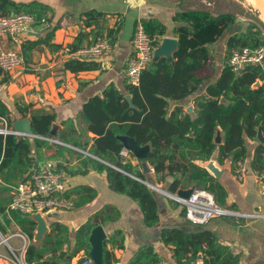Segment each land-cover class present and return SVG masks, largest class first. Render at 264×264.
Here are the masks:
<instances>
[{"label":"trees","instance_id":"trees-1","mask_svg":"<svg viewBox=\"0 0 264 264\" xmlns=\"http://www.w3.org/2000/svg\"><path fill=\"white\" fill-rule=\"evenodd\" d=\"M52 12L50 7L37 0H0V16L28 13L37 19L47 18L50 22ZM102 15L97 10L83 13L84 26L90 31L80 32L69 45V52L79 49L89 34L113 44L122 18L114 28L103 30L96 21ZM172 20L176 24L173 33L178 42L172 58L161 57L151 62L141 72L137 86L125 79L123 91L109 84L100 96L88 99L79 112L85 123L84 129L76 126L72 119H67L61 122L62 128L55 131V112L35 110L30 105H15L16 120L28 116L33 136L0 135V233L6 235L10 224H14L25 235V264H70V260L81 251L88 256L91 252L89 239L97 228L94 220L85 222L76 230L72 243L67 227L52 223L49 232L36 247L32 243L36 224L20 212L6 210L5 205L9 202L6 196L17 183L26 180L47 160L56 162L54 171L65 169L57 161L61 159L69 163L67 156L74 154L73 150L45 139L71 145L99 159L97 161L77 153V157L84 158V166L90 163L97 173H105L111 191L136 203L147 227L158 222L157 202L153 192L141 182L146 181L144 172L120 155L124 146L119 137H128L139 146H150L145 161L151 167L156 184L164 185L170 179L166 191L171 194L194 186L214 196H217L216 192H221L219 197L222 200L224 192L214 183L204 165L214 156L218 164L227 159L233 164L243 162L247 156L245 139L259 141V136L263 138L256 148L254 161H258L259 167L264 169V61L262 65L246 66L237 74L228 65L233 50L264 47L261 30L253 22L240 25L231 13L182 10L175 12ZM141 23L149 36L161 37L165 34L164 26L155 19L141 20ZM54 30L55 27L46 29L42 39L23 41L21 56L25 63L31 61L33 51L40 45L50 46L48 41ZM221 38L224 45L222 69L219 76L206 85L205 95L193 100L194 116L176 104L170 110L171 102L182 101L195 94L203 83L209 81L208 76L198 78L196 73L210 66L214 68L215 53L211 46ZM95 66L91 61L69 59L64 69L78 73L92 70ZM4 82L0 72V85ZM10 114L6 102L0 99V117L8 118ZM217 129L222 133L221 144L214 143ZM87 133L93 134V137ZM49 150L53 154L46 157ZM67 172L74 174L69 170ZM71 195L77 197L75 207H80L91 202L96 191L78 186L65 192L66 197ZM159 237L163 245L171 248L177 263L186 260L188 254L194 258L200 252L203 264L234 262L223 257V248L216 247L206 231L187 233L178 228H163ZM108 241L112 242V238ZM105 245L103 240L101 264H112L115 259ZM122 246L121 242L119 248ZM161 259L153 246L144 245L127 264H153Z\"/></svg>","mask_w":264,"mask_h":264},{"label":"crops","instance_id":"crops-1","mask_svg":"<svg viewBox=\"0 0 264 264\" xmlns=\"http://www.w3.org/2000/svg\"><path fill=\"white\" fill-rule=\"evenodd\" d=\"M37 1L50 7L53 11L50 25L52 28L55 27V30L48 41L50 46L40 45L33 51L31 61L24 62L23 68L9 76L1 75V79H4L5 82L0 85V99L6 102L11 110L9 118L12 119V122L18 115L15 105H30L35 110L55 112L57 116L53 126L55 131L61 129V122L67 119H72L76 126L84 129L85 123L79 117L81 106L88 99L100 96L109 84H113L117 89L123 91V82L126 79L124 70L133 55L131 41L137 21L155 19L164 26L165 34L160 37L159 46L165 38L177 40L173 33L176 24L172 17L175 12L182 11L175 10L169 4L160 3L161 0L148 3L145 0ZM89 10H97L103 14L96 20L97 25L103 30L114 28L120 18H122V23L113 44H109L110 53L104 57L90 60L96 65L92 70L72 73L64 69L65 62L72 59L68 47L80 32L90 31V28H85L83 23V13ZM46 32L44 29H37L35 36L27 35L25 39H42ZM96 40L94 34H89L83 39L79 49L93 44ZM157 47L153 51V61L156 59ZM211 48L215 53L214 68L210 66L196 73L198 78L208 76L209 81L203 83L195 94L182 101L171 102L170 110L176 104L182 106L184 112L194 116L193 100L195 97L205 95L206 85L214 81L222 69L224 50L222 38ZM23 119H28V116ZM217 134L220 135L219 144H221L220 129L216 130L215 136ZM87 135L93 137L91 133H87ZM245 145L247 156L239 164H233L230 159L218 164L214 156L209 163L204 165L213 177L214 183L219 185L225 194L222 200L219 197L221 192H216L218 197L212 195L216 205L227 214L215 217L202 226L193 225L183 216L184 209L180 204L149 188L152 192L154 191L153 194L157 202L158 222L152 227H147L143 223L141 211L136 203L124 195L111 191L105 173H97L92 169L90 163L84 166V158L77 157V153L97 161L100 160L89 155L87 151H81L71 145L64 144L63 146L74 151V154L67 156L69 163L63 162L61 159L57 161L66 167L57 171L66 177V192L78 186H87L96 191V196L91 202L75 207L71 211L46 215L43 220L45 231L42 236H38L35 229L32 243L38 247L44 235L49 232V226L52 223H60L67 227L70 241L73 243L76 230L92 219L97 223L95 229H100L103 232L106 250L115 259L112 264H127L133 254L144 245L153 246L162 259H168L172 264H203L204 258L201 252L194 258L188 254L186 260L177 263L171 248L163 245L160 241V231L163 228H178L187 233L206 231L210 233L213 244L223 248V257L234 261L232 264H264V196L259 193L258 189L259 178L264 169L259 167L258 161H254L259 141L245 139ZM144 146L148 147L146 157L138 159L124 148L123 150L128 153L126 159L132 166H138L144 172L146 183L167 192L166 188L170 179L168 178L164 185L155 183L151 167L145 161L151 148L148 144L140 147ZM52 154L53 151L49 150L46 152V157ZM54 163L56 164L55 161ZM209 164L217 171V174L208 168ZM67 170L74 174H69ZM190 188L200 187L191 186L188 189ZM10 194L11 192L6 196L9 201ZM69 198L75 205L77 197L71 195ZM238 214L255 215V217H240ZM95 215L96 217L93 218ZM10 225L17 228L14 224ZM109 238H112V242L108 241ZM121 242L123 246L119 248ZM83 255L82 251L77 253L70 260V264H75L77 259ZM88 256L91 257L90 254Z\"/></svg>","mask_w":264,"mask_h":264},{"label":"built area","instance_id":"built-area-1","mask_svg":"<svg viewBox=\"0 0 264 264\" xmlns=\"http://www.w3.org/2000/svg\"><path fill=\"white\" fill-rule=\"evenodd\" d=\"M51 27L47 18L37 19L28 13H19L12 17L0 16V72L2 76H9L24 66L21 56V46L25 37L35 34L37 29H49ZM33 36V35H32ZM160 37L149 36L141 23L137 21L132 36L133 55L129 59L124 76L128 83L137 86L141 72L149 66L152 61L153 51L159 44ZM111 47L106 40L97 39L93 44L77 49L70 53L72 59L90 61L106 56ZM264 61V47L251 49L248 47L233 50L228 58V65L235 74L246 66L262 65ZM3 129L0 135L22 136L12 131L10 122L5 117H0ZM26 137V136H24ZM64 145L56 140L45 139ZM123 158L128 156L126 150L120 152ZM55 163L46 161L41 167L34 171L26 180L16 184L10 194V201L6 206L7 211H17L26 215L31 221L38 224L37 217L44 220L48 214L71 211L75 208L71 198L65 196L67 190L66 177L54 171ZM259 193L264 196V173L258 182ZM175 202L180 204L185 213V219L193 224L202 226L211 219L227 214L226 211L216 205L213 195L201 188H192L188 198L175 197ZM240 217H255V215H240ZM12 235L4 237L0 235V246L7 249L6 254L0 253V264H25L24 253L27 239L20 230L11 226ZM16 237L21 241L16 250L9 240ZM75 264H94L89 256H81ZM153 264H172L168 259H161Z\"/></svg>","mask_w":264,"mask_h":264},{"label":"water","instance_id":"water-1","mask_svg":"<svg viewBox=\"0 0 264 264\" xmlns=\"http://www.w3.org/2000/svg\"><path fill=\"white\" fill-rule=\"evenodd\" d=\"M31 35L35 36L36 34L31 33ZM177 47H178L177 40L168 39V38L163 39L161 45H159L157 47V50L155 51V58L156 59H154V61H157L161 57L171 59L172 55H173L174 51L177 49ZM167 48H169L168 52L161 51V50H166ZM152 61H153V59H152ZM126 99L129 100L128 97H126ZM7 119L9 120V122L11 124L13 132H15L19 135H22V136H26V137H32L33 136L31 133L29 118L28 119L15 120L13 122H12V119H10L9 117ZM2 129H3V126L0 124V130H2ZM119 140L122 142L124 148L126 150H128L129 152H131L136 158L142 159V158L147 156L146 155L147 151H148L147 146L140 147L139 145H137L135 143L134 140H132L128 137H119ZM258 140L263 141V138L261 136H259ZM214 142H215V144L220 143V135L219 134H217L215 136ZM208 168H210L214 173L217 174V171L210 164L208 165ZM141 182L144 183L148 188L156 190V191L166 195L167 197H169L172 200H175V197L188 198L189 195L191 194V191H192V188L187 189V190H179L174 195V194L167 193L161 189L155 188L146 182H143V181H141ZM37 221H38L37 228H41L43 230V233H44L45 224H44L43 219L40 217H37ZM0 235H1V233H0ZM89 241L91 244V252H90L91 259L93 260L94 264H101L103 232L100 229H94L91 233Z\"/></svg>","mask_w":264,"mask_h":264},{"label":"rangeland","instance_id":"rangeland-1","mask_svg":"<svg viewBox=\"0 0 264 264\" xmlns=\"http://www.w3.org/2000/svg\"><path fill=\"white\" fill-rule=\"evenodd\" d=\"M145 1L148 3L155 2L156 0ZM159 2L169 4L171 7H174L175 10H203L209 11L212 14L231 13L236 16L240 25H244L247 22H253L259 27L264 35V21L261 20V13L249 4L248 0H161ZM155 194L161 195L160 193ZM11 229L12 227L10 225L8 232L4 237H9L13 234ZM9 243L16 250L21 245V241L16 237L10 239ZM0 253H7V249L3 245L0 246Z\"/></svg>","mask_w":264,"mask_h":264},{"label":"bare ground","instance_id":"bare-ground-1","mask_svg":"<svg viewBox=\"0 0 264 264\" xmlns=\"http://www.w3.org/2000/svg\"><path fill=\"white\" fill-rule=\"evenodd\" d=\"M249 4H251L254 8L259 10L261 13V20L264 21V0H248ZM163 52H168L169 48L166 50H161ZM38 236H42L43 230L41 228H36Z\"/></svg>","mask_w":264,"mask_h":264}]
</instances>
